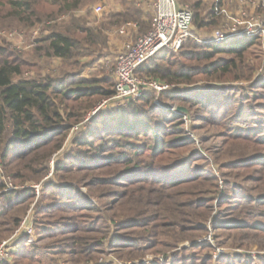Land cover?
Listing matches in <instances>:
<instances>
[{"label":"trees","instance_id":"1","mask_svg":"<svg viewBox=\"0 0 264 264\" xmlns=\"http://www.w3.org/2000/svg\"><path fill=\"white\" fill-rule=\"evenodd\" d=\"M93 1L95 0H8L11 8L9 15L21 17L23 21L32 23L34 22L32 18L38 16L37 11L34 10L37 3L52 2L61 6L59 10L66 12L73 19L66 27L60 29L53 25L49 33L37 39L33 50L37 57H56L64 62L70 61L79 54L92 55L94 48L106 43L105 30L109 27L122 26L134 21L142 34L151 29L152 18L149 25L147 14L128 0H122L119 3L121 8L107 14L95 27H90L85 17L72 15ZM204 3L202 0L193 2L196 10L192 9L194 24L196 23L200 29L216 27L219 23L218 19L222 16L220 14L219 18L213 17L214 6L209 5L205 9ZM202 8L205 10L203 15L200 11ZM57 23L58 18L51 19V24ZM130 33L134 31L131 30ZM138 35L141 34L128 36L136 38ZM256 44V38L243 36L223 44L207 43L202 47L196 46L195 51L181 50L180 57L190 63L172 61L170 58L176 51L163 49L142 64L136 70V75L174 85L190 84L198 75L249 81L255 71L252 64H249V50ZM220 55L227 57H219ZM27 70L37 71L36 75L23 78L22 75ZM42 72V67L36 63L23 59L10 47L0 46V159L3 167V172L0 174V240L20 227L23 220L21 214L26 212L29 205L36 202V210H34L36 216L32 220L36 231H34L37 239L35 242L49 240L45 245L47 253L66 257L68 264H93L94 261L98 264V255L104 253L107 248L112 250L113 254L125 251L122 256L126 258L140 257L156 246L175 248L179 243L187 240L192 242L190 248L205 245L214 249L209 241L198 242L196 239L198 233L209 232L208 222L213 210L211 204L216 198L219 199L220 206L231 207L226 209L227 215L221 220H219L221 214L212 220V228L215 232H229L228 234L232 235L235 231L233 240L236 242L241 240L242 245L251 239L264 240L262 220L264 192L253 196L250 188L235 185L229 189L227 184L223 190H220L219 179L212 171L189 165L183 167L180 159H169L170 163L163 165L164 167L152 163L151 160L165 161L168 154L166 145L179 146L185 139L178 131L182 116L173 111L166 110L164 113V118H173L172 121L177 125V131L171 133L175 137L170 141L164 140L160 129H152L151 122L143 117L136 123L125 119L126 116H132V112L143 115L144 111L140 112L137 104L138 101L144 100L147 104L151 102L148 91L140 98L123 103L124 111L121 112L120 119L113 117L111 119L116 120L117 124L114 127L108 125V119L105 117V120L102 115L96 118L99 119L97 127L93 126L86 132L85 137L74 142L93 146L90 138L91 136L99 138L100 130L105 134L123 136L150 132L153 139L150 146L132 145L130 148L134 157L140 158L145 153L150 154V161L131 164L133 159L126 151L109 153L104 161L97 163H94L96 159L91 157L90 164L81 157V153L75 151L64 157H56L55 173H70L74 171L76 165L79 171L88 170L89 174L111 169L107 171L108 178L99 179V183L115 185L120 189L103 195V199L111 198L104 205V216L94 217L89 213L91 210L99 213L98 204L90 203L87 195L74 183L56 182L53 178L45 180L51 169L46 165V160L53 152L56 153L63 147L70 129L65 123L71 120L79 122L85 115L83 112L96 103L91 99L94 96L111 94L102 87L94 85L97 82L95 79L77 78V73L67 74L66 77L58 80ZM16 77L21 78L16 79ZM184 91L177 87L161 93L178 92L177 94L182 96ZM200 94L198 99L211 108L209 110L211 115L220 117L215 120L216 122L230 118L229 115H224L228 111H220L224 104H229L219 101L223 90H213L211 95L202 94L200 91ZM85 98L89 100H84ZM85 101L89 102L88 105L82 106ZM217 102H220L218 103L220 110L215 108ZM77 106L79 107L76 108ZM239 112L236 115L238 118L243 116V111ZM256 130L260 132V137H256L251 128L247 131L231 129L229 133L231 136L235 135V139L255 144L264 152V127ZM117 146H121V142H118ZM106 153L108 154V150L104 149L102 155ZM120 160L126 166L120 170L113 169V166L119 165ZM229 167L256 170L259 174L256 177H248V180L255 183L253 190L260 189L257 186H264V153L233 161ZM20 177H24L25 182L40 181L34 185L26 183L17 186L15 180H20ZM35 185H40L39 193ZM108 212L113 213L107 215ZM249 230L251 232L248 233ZM122 231L128 232L121 233ZM35 242H29V235L23 234L12 243L10 258L0 264H10L11 260L20 258L33 259V250L39 249ZM178 255L173 253L174 259L169 260V257L164 261L156 259L149 264H205L208 258L212 260L211 254L197 259L186 254L182 258ZM253 260L242 255L224 254L218 259V264H255V262L264 264V259Z\"/></svg>","mask_w":264,"mask_h":264},{"label":"rangeland","instance_id":"2","mask_svg":"<svg viewBox=\"0 0 264 264\" xmlns=\"http://www.w3.org/2000/svg\"><path fill=\"white\" fill-rule=\"evenodd\" d=\"M122 0H95L92 3H88L84 5L79 11H75L72 15L82 16L86 18V21L90 27L98 26L104 19V17L110 12H115L119 10L120 4ZM195 0H180L181 5H188L192 9L193 2ZM205 2V9L209 5L214 6V16L218 17V25L216 27H208L206 29H200L199 26L195 23L193 25V33L194 35L201 39L207 40L211 37V34L220 28V26L227 21V16L233 15L236 11V7L238 4L229 3L228 0H202ZM129 3H134L136 8H140L147 14L149 17L148 23L150 25L151 18L153 15V5L155 0H128ZM235 2V1H232ZM96 5H103L104 9L100 14L95 13L94 7ZM34 10L37 11L38 16H34L32 19L34 22L28 23L22 20L21 17L10 16L11 8L8 4V0H0V31H16V35L12 38H7L4 34H0V45L5 47H10L12 50L16 51L17 55H21V57L29 62H34L38 66L42 67V73L45 75H50L54 79H61L66 77L67 74L77 73V78H84L88 80L95 79L97 82L94 85L102 87L104 90L109 92L111 95L105 96H94L91 98L96 103L92 108L84 111L85 115L76 122V120L68 121L67 124L70 129L67 132V136L65 137L63 147L58 152H53L46 160V165L50 166L51 169L48 172L46 179L53 178L58 181L64 182H72L76 185L78 189L87 195V199L89 202L97 203L98 208L100 209L99 213H94L92 210L89 213H92L94 217L102 216L104 214V205L106 202L110 201L111 198L103 199V195L105 193H111L114 190L120 189L115 185L111 184H101L99 183L102 178H108L107 171L108 170H99L94 171L89 174L88 170L79 171V167L76 165L74 171L70 173L59 172L55 173L54 165L56 163V157L58 156H66L68 153L75 151L77 153H81V157L87 161L88 164L89 158L96 159L94 163L102 162L105 160L107 155L116 153L117 151H126L128 155H130L132 162H142L147 163L150 161V154L145 153L142 157H134L130 148L132 145L150 146L152 142L151 134L148 132L147 134H127L126 136L120 134H105L100 130L99 138H94L91 136L90 141L93 142V146H85L75 144L74 141L78 139H82L85 137L86 132L91 129L93 126L97 127L99 123L100 116H104V119H108L107 124L111 126H115L116 120H111L113 118L120 119L121 112L124 111V106L120 102L113 99L114 96V82H115V65H116V51L111 50L108 43V39L106 43L103 45H99L92 52L90 56H83L82 54L76 55L70 61H63L60 58L56 57H44L40 58L34 55V48L37 43V40H34V36L32 34L33 30L40 28V32L37 37L45 36L49 33L54 27L58 29L62 27H66L70 21L73 19L72 16H68L66 12H61L57 4L52 2L37 3ZM195 10V9H194ZM196 11V10H195ZM201 13L203 15L204 9L202 8ZM260 12V11H258ZM58 18L57 24H51V19L56 20ZM217 21V22H218ZM137 24L134 21H131ZM121 26H113L112 29L120 28ZM134 33H130L131 36L136 34H142L139 32V26L136 25ZM134 34V35H133ZM131 36H128L130 39ZM31 43L32 46L26 48V44ZM124 43V42H123ZM30 45V44H29ZM206 45L205 42H197L195 39H189V41L185 44V46L181 49L183 51H195V47H202ZM122 46V45H121ZM177 50L174 55L171 56L172 61L180 62V63H190L187 62L185 58L180 57V51ZM219 57H227L226 55H220ZM249 64L255 68V71L252 74V79L247 80H224V79H216L215 77H209L205 75L195 76V80L190 84H169L170 90L175 88L183 89L182 96L177 93H154V91L148 90L149 99L151 102L147 104V101H138L137 107L139 111H144L143 115L140 116L138 113L132 112V116H126L125 119L127 121H132L133 123L137 122L138 119L149 120L152 125V129H160V133L162 134V138L164 140H171L175 135L171 133L173 131H177V125L175 121L166 117L164 118V113L166 110L172 111L175 107V113H178L182 116L180 129V136L184 137V143L179 146H165L167 149V157H165V161L151 160L152 163L156 166L170 163L169 159H180L182 160L181 165H189L194 166L196 168H204L206 171H212L214 175L219 179L220 182V190H223L226 187L231 189L235 185H239L240 187L250 188L252 190V195L255 196L260 192H264V186H257L260 189L253 190L255 183L252 180H248L250 176H257L259 172L256 170H245V169H230V165L242 158H250L252 155L258 156L259 154H263L262 149L257 147L255 144H251V142H243L244 140L235 139V135L231 136L229 133L232 130L234 131H247L248 129H253V133L256 134V137H260V132H257V128L264 127V70L260 72L261 67L264 65V44L263 40L257 39V44L250 48L249 50ZM75 61H79L75 63ZM68 62H70L68 64ZM178 67V66H177ZM37 72V71H36ZM35 70H27L22 75L23 78H28L35 76ZM21 77H16V79ZM158 80V79H157ZM168 84V83H167ZM205 89V90H201ZM169 90V89H168ZM213 90H223V95L219 101L224 104V102H229L228 105H225L220 110L218 103H215V108L224 112L228 111L224 115H229L230 118H227L224 121L216 122L217 119H220L219 116L213 117L211 115V108L207 107V104H204L198 99V97L204 93H209L211 95ZM184 97V98H183ZM202 97V96H201ZM84 100H89V98H85ZM231 102V103H230ZM88 101L82 104L88 105ZM201 103V104H200ZM208 103V102H207ZM147 104V105H146ZM230 105V106H229ZM178 106H184L188 109L189 113L178 112L176 108ZM77 106L76 108H78ZM173 107V108H172ZM63 108V107H62ZM64 109V108H63ZM132 110V108H131ZM73 111V110H72ZM239 111H243V116L238 118L236 117ZM64 113V111H63ZM206 117V119H205ZM105 119V120H106ZM216 120V121H215ZM73 123V124H72ZM113 133V132H111ZM171 134V135H170ZM60 138V136H59ZM121 142V146H117V143ZM253 145V146H252ZM51 147V146H49ZM103 147V148H102ZM145 147V146H144ZM108 150V154H103L102 151ZM61 157V158H62ZM79 157V158H81ZM186 160H189L187 162ZM119 165L113 166V169H122L126 166L125 163H122L121 160L118 162ZM127 163V162H126ZM143 165V164H142ZM85 167V166H82ZM91 175V176H88ZM247 176V177H246ZM246 177V179H245ZM80 179V180H78ZM96 180V181H95ZM24 177H20V180H15L17 186H22V184L32 183L30 185H34L38 183L40 180L36 181H28L25 182ZM111 181V180H108ZM94 183V184H93ZM97 183V184H96ZM245 188V189H246ZM259 190V191H258ZM213 195V194H212ZM213 210L211 212V218L208 222L209 232L208 233H198L197 241H209L214 249L209 248L208 246H201L196 248H190L192 244L191 241L187 240L178 244V247L175 248H166L163 246H156L155 248L145 252L140 257H131L126 258L124 255L125 251L113 254L107 248V250L98 255L97 263L98 264H120L121 262H131V264H140L143 260L146 261V264L153 263L156 259L166 260L169 257L170 259H174L173 253H178V257L182 258L183 255L193 256L194 259L199 257H207L208 255H212V260L209 258L205 260V264H218V259L221 255L231 254L232 256H245L250 259H254L253 261H258L259 259H264V240L263 239H251L248 240L245 244H241L242 241H234V233L232 235L228 234L229 232H215L212 228V220L217 217V215L221 214L219 220L222 217L227 215V210L231 206H220L219 199L216 198L212 204ZM36 210V202L32 203L27 207L26 214L22 213V223L26 222L25 227L32 226L35 231L32 220L35 219ZM113 212L106 213L107 215ZM25 214V215H24ZM104 216V215H103ZM264 221V217H262ZM21 223V225H22ZM20 225V226H21ZM20 228V227H19ZM18 228L7 237L0 240V244L5 241L11 239V237L15 234ZM36 232V231H35ZM128 231H122L121 233H125ZM251 232L250 230L248 233ZM23 233V232H22ZM22 234L19 235V237ZM18 237V238H19ZM210 237V238H209ZM36 235L34 236L33 242H35ZM107 241V240H106ZM39 247L37 250H33L34 257L33 259L29 258H20L17 260H11L10 264H68L66 262V257L61 255L48 254L45 245L49 243V240H39L35 242ZM106 244L108 243L105 242ZM187 250H184V248ZM196 257V258H195ZM94 261L93 264H95ZM254 264V263H253ZM255 264H257L255 262Z\"/></svg>","mask_w":264,"mask_h":264},{"label":"built area","instance_id":"3","mask_svg":"<svg viewBox=\"0 0 264 264\" xmlns=\"http://www.w3.org/2000/svg\"><path fill=\"white\" fill-rule=\"evenodd\" d=\"M228 2L238 4L236 12L227 16V21L215 30L209 39L204 41L193 33L194 12L191 7L181 5L180 0H155L151 29L136 38L125 41L117 55L113 99L123 104L127 100L140 98L148 90L161 93L170 89L171 86L162 81L137 76L136 70L161 50L177 51L189 39H195L199 43L223 44L236 37L244 36L261 39L264 44V0H228ZM103 9V5L94 7L97 14H100ZM136 25L133 22H127L119 28L118 32L121 35H129ZM39 32L40 28L32 32L35 41L39 38L37 37ZM0 34H4L9 39L17 33L16 31H0ZM29 44H26V48L32 46L31 43ZM263 70L264 65L260 72ZM172 111H175V107ZM2 172L3 167L0 159V174ZM35 188L39 193L40 185H35ZM25 221L11 239L0 244V263L10 258V251L13 250L12 243L18 239L20 234H28L29 242H33L34 229L32 226L25 227ZM142 263H146V261L143 260ZM120 264H131V262H121Z\"/></svg>","mask_w":264,"mask_h":264},{"label":"crops","instance_id":"4","mask_svg":"<svg viewBox=\"0 0 264 264\" xmlns=\"http://www.w3.org/2000/svg\"><path fill=\"white\" fill-rule=\"evenodd\" d=\"M113 27V26H112ZM112 27H109L105 30V34L107 35L108 43L110 47L112 48L111 50H117L115 49L116 47L119 49L121 48V45L123 42L128 40L127 35H121L119 34L118 30L119 28L112 29ZM118 53V51H116Z\"/></svg>","mask_w":264,"mask_h":264},{"label":"water","instance_id":"5","mask_svg":"<svg viewBox=\"0 0 264 264\" xmlns=\"http://www.w3.org/2000/svg\"><path fill=\"white\" fill-rule=\"evenodd\" d=\"M176 110H177L178 112L189 113L188 109H187L186 107H184V106H178V107L176 108Z\"/></svg>","mask_w":264,"mask_h":264}]
</instances>
